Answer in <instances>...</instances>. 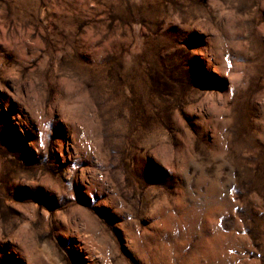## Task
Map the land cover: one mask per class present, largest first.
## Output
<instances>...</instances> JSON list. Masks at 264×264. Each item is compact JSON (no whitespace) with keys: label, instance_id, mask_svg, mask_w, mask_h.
I'll return each instance as SVG.
<instances>
[{"label":"rangeland","instance_id":"rangeland-1","mask_svg":"<svg viewBox=\"0 0 264 264\" xmlns=\"http://www.w3.org/2000/svg\"><path fill=\"white\" fill-rule=\"evenodd\" d=\"M0 264H264V0H0Z\"/></svg>","mask_w":264,"mask_h":264},{"label":"clouds","instance_id":"clouds-1","mask_svg":"<svg viewBox=\"0 0 264 264\" xmlns=\"http://www.w3.org/2000/svg\"><path fill=\"white\" fill-rule=\"evenodd\" d=\"M44 216L47 217L48 213L45 212ZM35 219H36L35 217H30L27 220H23V221L19 222V230L21 232H28L32 228L33 222L35 221Z\"/></svg>","mask_w":264,"mask_h":264},{"label":"bare ground","instance_id":"bare-ground-1","mask_svg":"<svg viewBox=\"0 0 264 264\" xmlns=\"http://www.w3.org/2000/svg\"><path fill=\"white\" fill-rule=\"evenodd\" d=\"M215 236V235H214ZM208 240V239H207ZM165 243V242H164ZM201 245V244H200ZM160 247V246H159ZM204 249V248H203ZM220 250V249H219ZM216 252V251H215ZM218 252V251H217ZM194 254V253H193ZM206 257V256H205ZM201 258V257H200ZM185 262H186V260H185Z\"/></svg>","mask_w":264,"mask_h":264},{"label":"snow or ice","instance_id":"snow-or-ice-1","mask_svg":"<svg viewBox=\"0 0 264 264\" xmlns=\"http://www.w3.org/2000/svg\"><path fill=\"white\" fill-rule=\"evenodd\" d=\"M229 67H230V65H229ZM69 90H71V89H69Z\"/></svg>","mask_w":264,"mask_h":264}]
</instances>
